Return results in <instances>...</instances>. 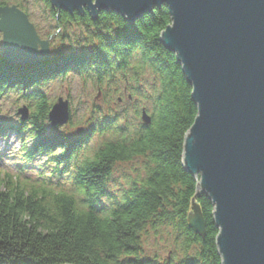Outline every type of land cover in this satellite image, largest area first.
I'll use <instances>...</instances> for the list:
<instances>
[{
	"label": "trees",
	"instance_id": "1",
	"mask_svg": "<svg viewBox=\"0 0 264 264\" xmlns=\"http://www.w3.org/2000/svg\"><path fill=\"white\" fill-rule=\"evenodd\" d=\"M43 2L63 39L70 40L71 28L86 31L85 48L33 66H12L0 57V101L17 94L31 110L23 128L6 130L22 135L29 126L35 141L16 173L0 169V264H223L212 201L183 167L185 137L198 110L176 54L160 41L171 24L167 7L130 24L114 12L93 20L87 11L70 15ZM71 74L99 87L109 110L87 134L72 138L46 126L52 104L42 91ZM119 94L128 95L131 113L112 114L110 103ZM143 111L150 124L142 122ZM95 137L106 139L89 155ZM40 156L54 166L51 176L38 172L30 179L27 167ZM134 161L141 162L135 178L113 198L107 185L115 167ZM65 175L68 190L60 182ZM196 196L205 238L188 227ZM163 233L173 237L174 250L166 259L148 257L143 240Z\"/></svg>",
	"mask_w": 264,
	"mask_h": 264
},
{
	"label": "water",
	"instance_id": "2",
	"mask_svg": "<svg viewBox=\"0 0 264 264\" xmlns=\"http://www.w3.org/2000/svg\"><path fill=\"white\" fill-rule=\"evenodd\" d=\"M58 11L114 12L134 22L166 6L171 24L160 41L176 54L198 115L184 142L183 167L214 206L223 264H264V0H48ZM2 59L33 66L50 53L25 13L0 7ZM21 121L29 110H18ZM71 120L69 102L51 106L52 128ZM141 120L150 124L143 111ZM188 227L206 237L197 196Z\"/></svg>",
	"mask_w": 264,
	"mask_h": 264
},
{
	"label": "rangeland",
	"instance_id": "3",
	"mask_svg": "<svg viewBox=\"0 0 264 264\" xmlns=\"http://www.w3.org/2000/svg\"><path fill=\"white\" fill-rule=\"evenodd\" d=\"M1 2H8L7 5L16 6L27 15L29 22L34 26L40 39L49 41L50 53L48 56H52L57 52L80 53L84 50L83 38L86 31L80 28H71V31H69L70 40L63 39L62 36L65 33L60 32L58 34L56 22L51 18L43 0H0ZM2 54L3 44L2 35L0 34V57ZM42 91L52 105L58 99L69 102L71 120L67 125L58 127L57 130L70 138L87 134L91 125L100 117L107 116L109 111L105 107L104 95L102 92L100 93L99 87L90 80L81 79L73 74L47 85ZM119 96L121 94L117 95L114 101L110 103L112 114L122 113L125 110L131 113L133 105L128 103V95L121 96L122 101L120 104L118 103ZM139 104L143 106L140 101ZM23 107L28 108L29 113L31 112L25 100L21 99L17 94H10L0 101V169L11 174L17 172L18 167L21 165V155L23 156L24 151L35 142L29 133V126L24 127L25 130L22 135L15 131L6 130L8 126L23 128L21 116L18 114V110ZM99 111L103 113L102 116L99 115ZM46 126H50L49 122L46 123ZM105 139V137H95L87 147V154H92ZM59 154L60 151L57 155ZM47 158L46 156H40L32 161L26 171L28 178L35 179L38 172H43L47 177L51 176L50 173L54 166L47 164ZM140 165V161H134L130 164H120L115 167L112 178L107 185L108 193L112 197L114 196L113 198L119 197L120 193L128 188L129 180L135 178V171L140 169ZM53 180L56 181L55 178ZM60 182L66 186V190L71 189V184L66 175ZM0 190H4L1 180ZM101 202L107 207L111 205V201L107 199ZM142 248L148 257L159 254L162 259H166L169 253L174 250L173 237L167 233H163L159 237L149 234L143 240Z\"/></svg>",
	"mask_w": 264,
	"mask_h": 264
}]
</instances>
